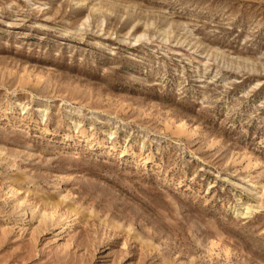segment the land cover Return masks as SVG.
<instances>
[{
    "label": "rangeland",
    "instance_id": "obj_1",
    "mask_svg": "<svg viewBox=\"0 0 264 264\" xmlns=\"http://www.w3.org/2000/svg\"><path fill=\"white\" fill-rule=\"evenodd\" d=\"M0 264H264V0H0Z\"/></svg>",
    "mask_w": 264,
    "mask_h": 264
},
{
    "label": "bare ground",
    "instance_id": "obj_2",
    "mask_svg": "<svg viewBox=\"0 0 264 264\" xmlns=\"http://www.w3.org/2000/svg\"><path fill=\"white\" fill-rule=\"evenodd\" d=\"M90 10H91V11H95L96 9L94 10V8H93V7H90ZM99 11H100V10H99Z\"/></svg>",
    "mask_w": 264,
    "mask_h": 264
}]
</instances>
